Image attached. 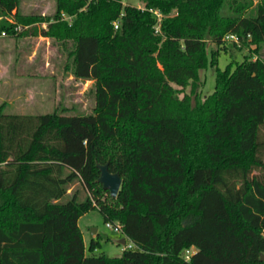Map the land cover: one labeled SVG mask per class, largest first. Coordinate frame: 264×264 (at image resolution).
<instances>
[{
    "label": "trees",
    "instance_id": "1",
    "mask_svg": "<svg viewBox=\"0 0 264 264\" xmlns=\"http://www.w3.org/2000/svg\"><path fill=\"white\" fill-rule=\"evenodd\" d=\"M138 1L56 0L47 20L44 36L72 44V75L93 81L90 113L0 105V264H264V60L231 59L197 92L220 52L264 44V0ZM18 2L0 0L16 19L0 36L46 21L12 14ZM104 164L122 179L115 198ZM75 182L93 196L68 193ZM90 210L121 225L120 256L92 254L95 240L86 254Z\"/></svg>",
    "mask_w": 264,
    "mask_h": 264
},
{
    "label": "rangeland",
    "instance_id": "2",
    "mask_svg": "<svg viewBox=\"0 0 264 264\" xmlns=\"http://www.w3.org/2000/svg\"><path fill=\"white\" fill-rule=\"evenodd\" d=\"M257 2L258 0H252V8ZM124 4L143 8V3L138 0H124ZM56 11V0H19L16 11L12 12V14L17 13L21 16L44 18L46 21H37L30 26H25V28L22 26V30L17 32L20 35L5 34L6 38L0 39L1 42L5 43L6 41L10 42L9 38L13 37L14 42L20 44L18 50L20 62L13 64L14 70L10 69L11 65L5 67L14 80L0 84V105L3 103L6 114L38 115L56 112L63 115H75L88 114L93 109V81L79 80L71 73V42L42 34L48 29L47 20L50 19L51 21ZM156 12L158 13V11ZM158 14L156 17L160 21L162 15ZM60 16V20H72L70 16L64 13H61ZM1 19L16 22L14 16H2ZM3 45L0 44V47H10V45L5 47L8 44ZM215 48L214 44L208 43L206 48L208 61L210 60V50ZM250 50L249 48L238 50L233 47L227 53L220 52L216 66H211L208 62L206 68L199 71L201 85L197 89L199 98L202 99L214 91L216 67L224 70L231 59L240 61L242 56L246 54L252 59L264 60V44H261L256 51ZM229 53L233 56L232 58ZM28 55L35 56L34 66L28 64ZM0 72L1 75L6 74L1 66ZM173 88L178 89L176 86ZM190 91L191 87L188 86L183 92H177V95L182 97L183 94H189ZM261 134L264 137V128H262ZM76 190L80 199L86 195L93 196L92 193L83 189L78 182L72 184L67 192ZM107 197L108 194H103L100 196V201L106 200ZM78 226L83 235L86 254L90 253L91 240H95L97 243L92 254H103L109 257L121 255L124 244L118 243L120 234L105 226L103 216L98 210H90L84 214L79 219ZM93 229L96 230V234H92Z\"/></svg>",
    "mask_w": 264,
    "mask_h": 264
},
{
    "label": "crops",
    "instance_id": "3",
    "mask_svg": "<svg viewBox=\"0 0 264 264\" xmlns=\"http://www.w3.org/2000/svg\"><path fill=\"white\" fill-rule=\"evenodd\" d=\"M10 22H11V20H10ZM2 38H6V37L1 35L0 39H2ZM9 39L11 40L10 42L6 41L4 43V42L0 41V44H2V45L3 44H8L5 47H8L10 45L9 48H4L3 47L4 45L2 47H0V66L2 68H4V71L6 72V74H2V75H1V72H0V84L1 83L5 84V82H7L9 80L10 81L14 80V78L11 75H9V72L7 71V69H5V67L11 65L10 69L14 70V67H13L14 65L13 64L18 63V61H19V53L20 52L18 50L20 48V44H17V42H14L15 40H14L13 37L9 38ZM27 61H28V64H31V66H34L35 65V56L28 55V60ZM78 222H79V220H78ZM81 234H82V232H81ZM82 237H83V235H82ZM121 240H123V238H119L118 242L121 243ZM83 241H84V239H83Z\"/></svg>",
    "mask_w": 264,
    "mask_h": 264
},
{
    "label": "water",
    "instance_id": "4",
    "mask_svg": "<svg viewBox=\"0 0 264 264\" xmlns=\"http://www.w3.org/2000/svg\"><path fill=\"white\" fill-rule=\"evenodd\" d=\"M100 171L97 182L102 185L104 190H107L111 197L115 198L118 194L122 179L118 173H112L108 169V165H98ZM92 234H96V230H92ZM121 243L124 244V239L121 240ZM261 260H264V255L260 257Z\"/></svg>",
    "mask_w": 264,
    "mask_h": 264
},
{
    "label": "built area",
    "instance_id": "5",
    "mask_svg": "<svg viewBox=\"0 0 264 264\" xmlns=\"http://www.w3.org/2000/svg\"><path fill=\"white\" fill-rule=\"evenodd\" d=\"M154 13L156 14V16L159 15L156 11ZM23 27L25 28V26H23ZM23 27L21 25H17L14 30H15V32H18V31H21ZM1 35L5 36V33H2ZM105 226L107 228L113 229L114 232H116L118 234H121V225L119 223L107 222V223H105ZM125 247L130 248L131 247V243L130 242L127 243L125 245Z\"/></svg>",
    "mask_w": 264,
    "mask_h": 264
}]
</instances>
